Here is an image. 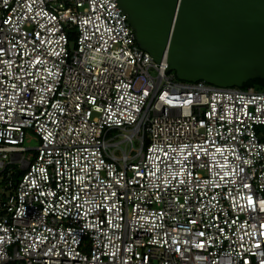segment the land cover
Returning <instances> with one entry per match:
<instances>
[{
    "label": "built area",
    "instance_id": "2783aa9c",
    "mask_svg": "<svg viewBox=\"0 0 264 264\" xmlns=\"http://www.w3.org/2000/svg\"><path fill=\"white\" fill-rule=\"evenodd\" d=\"M259 127L264 92L178 80L117 0H0V264H264Z\"/></svg>",
    "mask_w": 264,
    "mask_h": 264
},
{
    "label": "water",
    "instance_id": "95a60500",
    "mask_svg": "<svg viewBox=\"0 0 264 264\" xmlns=\"http://www.w3.org/2000/svg\"><path fill=\"white\" fill-rule=\"evenodd\" d=\"M138 46L185 82L264 79V0H117Z\"/></svg>",
    "mask_w": 264,
    "mask_h": 264
},
{
    "label": "rangeland",
    "instance_id": "374dc122",
    "mask_svg": "<svg viewBox=\"0 0 264 264\" xmlns=\"http://www.w3.org/2000/svg\"><path fill=\"white\" fill-rule=\"evenodd\" d=\"M257 131L264 133V127H259ZM38 145H39V140L37 139V137L31 134V132L27 131L23 146L26 149H29V152L27 154L29 157H35V153L32 151V149H34ZM135 147H137V143H135ZM3 186H4L3 177H0V190Z\"/></svg>",
    "mask_w": 264,
    "mask_h": 264
},
{
    "label": "trees",
    "instance_id": "16d2710c",
    "mask_svg": "<svg viewBox=\"0 0 264 264\" xmlns=\"http://www.w3.org/2000/svg\"><path fill=\"white\" fill-rule=\"evenodd\" d=\"M243 88H252L257 92H264V79L249 80L246 84H244Z\"/></svg>",
    "mask_w": 264,
    "mask_h": 264
}]
</instances>
